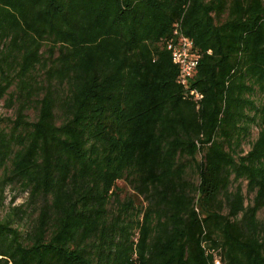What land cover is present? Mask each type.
Wrapping results in <instances>:
<instances>
[{
	"label": "trees",
	"instance_id": "1",
	"mask_svg": "<svg viewBox=\"0 0 264 264\" xmlns=\"http://www.w3.org/2000/svg\"><path fill=\"white\" fill-rule=\"evenodd\" d=\"M4 96L0 264H264V0H0Z\"/></svg>",
	"mask_w": 264,
	"mask_h": 264
},
{
	"label": "rangeland",
	"instance_id": "2",
	"mask_svg": "<svg viewBox=\"0 0 264 264\" xmlns=\"http://www.w3.org/2000/svg\"><path fill=\"white\" fill-rule=\"evenodd\" d=\"M6 96L0 99V116L4 118H13L14 117V108L9 107L5 101ZM30 118H33L34 113L29 111ZM7 121V120H5ZM258 131V126L252 124L250 128V133L248 137H246L242 142V149L245 151L249 148V143L256 137ZM117 186L121 187V191L118 192L120 199H126V197L133 195V190L126 185L122 180H118L116 182ZM242 192L245 196L246 202H250L253 198L254 193H249L246 190V182L243 180L241 182ZM5 200H4V207L2 208V215H6L8 212L10 213L13 221L14 226H17L21 231H26L32 224L33 218L36 216L35 208H28L26 214H21L20 212H14L10 210L12 205H21L25 204L27 200L28 193L26 191H22L19 186H7L4 190ZM15 196L14 202L11 204L12 197ZM134 198L135 204L141 201L139 197ZM258 217L264 220V210L261 209L258 211Z\"/></svg>",
	"mask_w": 264,
	"mask_h": 264
},
{
	"label": "built area",
	"instance_id": "3",
	"mask_svg": "<svg viewBox=\"0 0 264 264\" xmlns=\"http://www.w3.org/2000/svg\"><path fill=\"white\" fill-rule=\"evenodd\" d=\"M174 33H177V30ZM167 48L171 51L172 61L179 66L178 82L187 86L197 65V58L192 51L191 41L183 35H178L176 40L168 41ZM187 94L191 95L194 100L202 98V94L196 89H190ZM212 264H221L220 258L216 254L214 255Z\"/></svg>",
	"mask_w": 264,
	"mask_h": 264
}]
</instances>
